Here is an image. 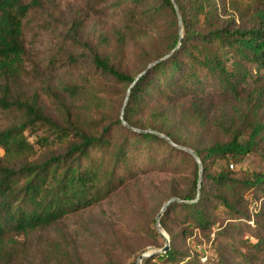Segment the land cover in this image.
Returning <instances> with one entry per match:
<instances>
[{
	"label": "trees",
	"instance_id": "obj_1",
	"mask_svg": "<svg viewBox=\"0 0 264 264\" xmlns=\"http://www.w3.org/2000/svg\"><path fill=\"white\" fill-rule=\"evenodd\" d=\"M174 2L177 9L171 0H85V16L124 7L113 39L84 37L80 19L63 25L71 67L85 61L121 87L116 102L89 78L56 80L57 59L44 71L35 63L36 41L58 27L57 0H0V264H83L38 235L141 176L170 174V198L196 199L194 158L130 128L166 136L203 167L197 200L172 202L159 219L170 249L141 264H264V173L228 168L249 155L264 161V0ZM220 105L229 109L215 118ZM154 223L145 232L163 246Z\"/></svg>",
	"mask_w": 264,
	"mask_h": 264
},
{
	"label": "rangeland",
	"instance_id": "obj_2",
	"mask_svg": "<svg viewBox=\"0 0 264 264\" xmlns=\"http://www.w3.org/2000/svg\"><path fill=\"white\" fill-rule=\"evenodd\" d=\"M237 1L246 5L251 0ZM84 2L85 0H57L58 12L55 25L58 27L54 33L38 38L33 59L41 71L45 70L50 59H57L56 70L51 72L56 80L74 82L82 81L84 77L89 78L90 81H94L98 85L101 96L110 97V99L119 102L122 97L121 87H115L116 90L110 88L111 82L94 73L85 61L77 62L74 68L71 67L72 63L67 61L66 57L71 46L67 42H62L60 33L65 29L63 25H69L73 20L80 19L83 21L81 29L84 37L93 41L100 36L113 39L121 29L120 23H122L124 7L114 8L109 4L105 5L103 12L85 16ZM123 62L129 72L138 71L134 66L135 58L131 56L130 52L125 54ZM152 63L154 62L149 63L148 66ZM27 92H32L31 81L28 82ZM220 109L228 110L229 106L220 105L219 110L214 113L215 118L220 114ZM230 165L233 167L231 168ZM228 168L235 172L249 170L264 173V161L256 155H249L242 165L235 166L233 163H229ZM173 179L175 178L170 174L164 173L141 176L99 205L70 216L62 224H59L60 229H51L38 235L37 242L45 236V241L60 243L64 250L68 248V252L71 255H76L83 264H99L107 259L130 264L136 261L141 254L157 252L164 247L165 242L163 246L162 244L160 246L161 239H153L151 235L147 234L145 232L146 223L152 217L156 219L160 212L159 210L157 213L158 209L172 195L173 187H175ZM178 183L182 185L180 182ZM248 198L249 200L254 199L251 194L248 195ZM259 203L261 202L259 201L258 205ZM250 207V214L253 216L255 212L252 210H257V207L255 208L254 204ZM253 220L251 224L248 221L251 229L255 226ZM262 223L264 227V219H262ZM51 242L47 245L49 250ZM33 243V247L39 248L34 241ZM204 260L205 258L202 259V261Z\"/></svg>",
	"mask_w": 264,
	"mask_h": 264
},
{
	"label": "water",
	"instance_id": "obj_3",
	"mask_svg": "<svg viewBox=\"0 0 264 264\" xmlns=\"http://www.w3.org/2000/svg\"><path fill=\"white\" fill-rule=\"evenodd\" d=\"M171 1H172L173 5H174V8L177 9L174 0H171ZM179 25H180V22H179ZM180 40H181V36H180V38H179V42H178L176 48H175L173 51H171L169 55L173 54V52L178 48V46H179V44H180ZM165 57H167V56H165ZM156 62H157V61H155L154 63H152V64L149 65L148 67L152 66V65L155 64ZM142 74H143V73H142ZM140 76H141V74L138 75V76L136 77V79H137L138 77H140ZM133 84H134V83H133ZM133 84H132L131 86H133ZM131 86H130V87H131ZM127 93H129V90L127 91ZM120 118H121L122 124H123L124 126L130 128V127L126 124V122L124 121V119H123V109H122V111H121V116H120ZM130 129L133 130V131H136V132H150V133H155V134H157L158 136L164 138L166 141H168L172 146H174V147H176V148H178V149H181V150H183V151L189 153V154L194 158V160H195V162H196V164H197V166H198L197 197H196V199L194 200V201H196L197 198H198V195H199V193H200L201 183H202V179H203V167H202V163H201L200 159H199V158H198V157H197V156H196V155H195L190 149L185 148V147H182V146L175 145L174 143H172V142L169 140V138H167L166 136H164V135H162V134H159V133L153 132L152 130L141 131V130L134 129V128H130ZM194 201H183V200H180V199H178V198H176V197H173V198H171L170 200H168V201L162 206L160 212L157 214L156 219H155V228H156V230L159 232V234L163 237L165 244H164V247H162V248H161L159 251H157L156 253H166V252L170 249L169 238H168V236L166 235V233L163 231V229H162V227H161V225H160V221H159V219H160V217L162 216V214H163L164 210L166 209V207H167L170 203H172V202H178V203H191V202H194ZM152 255H153V253H145V254H141V255H139L138 258H137V260H136V264H141V262H142L143 259L149 258V257H151Z\"/></svg>",
	"mask_w": 264,
	"mask_h": 264
},
{
	"label": "built area",
	"instance_id": "obj_4",
	"mask_svg": "<svg viewBox=\"0 0 264 264\" xmlns=\"http://www.w3.org/2000/svg\"><path fill=\"white\" fill-rule=\"evenodd\" d=\"M230 167L232 168L233 166L232 165H230ZM253 212H255V209L254 210H252ZM252 220H253V216H251V222L249 221V223L251 224L252 223Z\"/></svg>",
	"mask_w": 264,
	"mask_h": 264
}]
</instances>
